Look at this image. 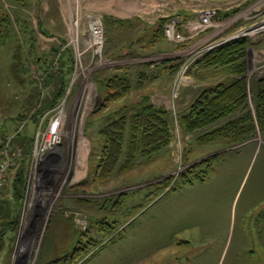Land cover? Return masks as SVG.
Returning a JSON list of instances; mask_svg holds the SVG:
<instances>
[{
  "label": "rangeland",
  "instance_id": "obj_1",
  "mask_svg": "<svg viewBox=\"0 0 264 264\" xmlns=\"http://www.w3.org/2000/svg\"><path fill=\"white\" fill-rule=\"evenodd\" d=\"M0 1L11 22L0 51V164L9 163L1 189L11 193L17 173L24 174L18 222L0 264H171L173 249L190 241L200 255L221 247L225 233L221 264H264V127L257 109L264 0ZM206 12L211 27L193 36L190 23ZM93 18L102 24L99 45ZM170 26L185 41L170 40ZM236 41L246 44V103L187 131L181 118L200 94L239 79L229 65L207 69L201 61ZM115 79L127 90L113 101L118 93L106 86ZM146 105L168 112L171 139L158 151L135 153L127 168L131 118ZM60 111V139L38 155ZM120 121L127 123L124 154L102 179L104 132ZM217 130L218 137H208Z\"/></svg>",
  "mask_w": 264,
  "mask_h": 264
},
{
  "label": "trees",
  "instance_id": "obj_2",
  "mask_svg": "<svg viewBox=\"0 0 264 264\" xmlns=\"http://www.w3.org/2000/svg\"><path fill=\"white\" fill-rule=\"evenodd\" d=\"M10 33L11 22L6 14H2L0 1V51L10 37ZM245 46L244 41H236L212 50L203 58L201 61L202 67L210 69L229 65V71L238 76L239 79L233 80L228 85L220 84L215 90L201 93L198 100L192 105L190 113L181 118V122L187 131L194 132L208 127L219 119L231 115L246 103V78L241 76L245 70L240 63ZM126 85V81L115 79L108 83L106 90L109 91L108 93L113 91L118 93L115 94L113 99V101H116L121 97L119 92L127 90ZM258 102L259 121L261 127H264V92L259 94ZM167 119L168 112L165 110L157 111L152 105L144 106L138 114L131 118V137L127 143L125 167L129 168L132 165L135 153L141 152L146 155L169 144L171 133ZM126 126L125 121L115 122L109 125L106 132H104L107 140L105 160L98 168L99 176L102 179L110 178L120 164V159L124 154ZM228 127L233 128V123L228 124ZM136 133H140V136ZM220 134L221 131L217 130L208 137L214 138ZM23 175L22 172L17 173L11 193H6V190L0 188V251L3 248L5 249L8 232L14 230L18 222L20 201L24 196L22 191Z\"/></svg>",
  "mask_w": 264,
  "mask_h": 264
},
{
  "label": "built area",
  "instance_id": "obj_3",
  "mask_svg": "<svg viewBox=\"0 0 264 264\" xmlns=\"http://www.w3.org/2000/svg\"><path fill=\"white\" fill-rule=\"evenodd\" d=\"M209 27H211L210 14L206 12L202 14L197 21L190 23V32L193 34V36H196L197 34L204 32ZM90 29L92 32L94 44L99 45L102 39L101 21L97 18H93L91 20ZM167 35L169 36L170 40L177 43L185 41V38L174 30V26L169 27V29L167 30ZM54 115L55 116H53L51 120V123L53 121V126L50 127L51 129L49 128V131L45 135H43L42 141L39 142V144L36 146V148H38V155L44 154L47 150L51 149V146L55 145L60 139L62 129L64 127L63 125L66 120V115L63 111H60L59 113H56ZM8 165L9 163H6L5 165L0 164V188H2L4 185V172Z\"/></svg>",
  "mask_w": 264,
  "mask_h": 264
},
{
  "label": "crops",
  "instance_id": "obj_4",
  "mask_svg": "<svg viewBox=\"0 0 264 264\" xmlns=\"http://www.w3.org/2000/svg\"><path fill=\"white\" fill-rule=\"evenodd\" d=\"M231 164H236V162H231ZM227 170H233V168L227 169ZM264 171V169H262ZM264 176V174L262 175ZM237 182H231V192L234 191L235 185ZM234 208V204L232 205V209ZM225 239L222 241V246L215 249H208V250H202L205 251L202 254H198L195 249L190 248V241H187L186 245L183 247L176 249H173V253L169 254L167 258L171 261V264H221L222 263V256L227 250V243H228V234L225 233ZM190 238L199 239V234H193V236H189ZM202 238V239H201ZM200 240L206 239L205 236H201ZM199 240V241H200ZM213 244L215 245L218 241H221L219 239L212 240ZM232 241V240H231ZM241 247H242V243ZM199 255V256H198ZM225 262V261H224ZM223 262V263H224ZM232 264H237L236 260L232 262ZM241 264H247L244 262H241Z\"/></svg>",
  "mask_w": 264,
  "mask_h": 264
}]
</instances>
